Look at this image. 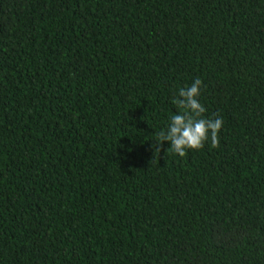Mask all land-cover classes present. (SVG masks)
Masks as SVG:
<instances>
[{"label": "trees", "instance_id": "16d2710c", "mask_svg": "<svg viewBox=\"0 0 264 264\" xmlns=\"http://www.w3.org/2000/svg\"><path fill=\"white\" fill-rule=\"evenodd\" d=\"M0 264H264V0H0Z\"/></svg>", "mask_w": 264, "mask_h": 264}, {"label": "clouds", "instance_id": "9594fccd", "mask_svg": "<svg viewBox=\"0 0 264 264\" xmlns=\"http://www.w3.org/2000/svg\"><path fill=\"white\" fill-rule=\"evenodd\" d=\"M203 81L197 77L189 87L179 89L173 103L181 111L169 117L166 128L156 134L154 149L159 153L162 142H170L173 154L180 157L187 155L188 150L197 151L210 141L211 147H219V132L223 126L221 118H206L205 106L198 99L201 95Z\"/></svg>", "mask_w": 264, "mask_h": 264}]
</instances>
